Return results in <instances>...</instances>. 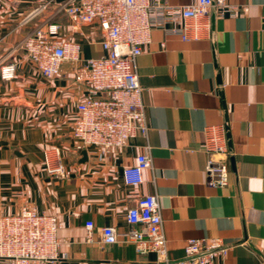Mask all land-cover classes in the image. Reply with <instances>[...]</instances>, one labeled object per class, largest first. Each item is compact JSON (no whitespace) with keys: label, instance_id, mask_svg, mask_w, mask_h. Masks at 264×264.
I'll list each match as a JSON object with an SVG mask.
<instances>
[{"label":"crops","instance_id":"obj_1","mask_svg":"<svg viewBox=\"0 0 264 264\" xmlns=\"http://www.w3.org/2000/svg\"><path fill=\"white\" fill-rule=\"evenodd\" d=\"M68 1L0 0V217L24 207L57 217L63 226L55 264H161L154 253L137 254L133 244L102 243L103 228L127 232L128 210L156 194L170 261L185 258L188 242L199 239L228 248L215 264H264V0H226L235 13L214 11L211 30L199 41L154 29L136 61L148 136L103 157L83 147L73 128L77 105L89 94L86 61L104 56L105 33L98 22L73 29L63 9ZM194 1L168 4L177 12ZM50 24L82 47V61L65 62L55 78L43 76L17 48ZM12 63L16 75L6 80L2 70ZM217 125L226 128L229 147L223 187L209 185L205 174L204 133ZM54 148L71 169L69 178L46 173L45 152ZM143 153L152 168L141 186H127L123 169Z\"/></svg>","mask_w":264,"mask_h":264},{"label":"built area","instance_id":"obj_2","mask_svg":"<svg viewBox=\"0 0 264 264\" xmlns=\"http://www.w3.org/2000/svg\"><path fill=\"white\" fill-rule=\"evenodd\" d=\"M46 6V5H45ZM72 28L98 22L105 33L101 58L89 59V94L77 105L78 117L73 137L83 147L100 150V156L123 148L138 135L147 138L149 126L142 100L143 87L136 71V61L151 43L154 29H163L180 36L182 41H199L211 30L214 11L220 15L234 14L236 8L226 0H195L174 12L168 0H70L63 6ZM171 26V27H170ZM62 26L50 24L26 36L17 48L43 76L61 75L67 61L81 62L82 47L77 42L60 37ZM17 65L9 64L2 77H15ZM203 150L208 155L205 169L208 184L223 187L228 184L229 147L224 125L205 129ZM149 153L138 156L134 166L123 169L127 186L144 183V171L152 168ZM46 173L56 179L72 175L58 148L45 152ZM129 229L119 233L115 227L102 229V243L114 245L122 241L133 244L137 254H156L161 264H215L225 256L220 240L207 242L191 239L185 258L170 261L163 220L156 194L140 197L127 212ZM62 223L57 217L40 214L24 207L18 214L0 217V259L10 264H55L61 261L59 231ZM94 223L88 222L87 240L93 241Z\"/></svg>","mask_w":264,"mask_h":264},{"label":"water","instance_id":"obj_3","mask_svg":"<svg viewBox=\"0 0 264 264\" xmlns=\"http://www.w3.org/2000/svg\"><path fill=\"white\" fill-rule=\"evenodd\" d=\"M82 156H83V159H82V163H84V162H87L88 161V156H87V152L84 150V151H82ZM62 264H69V263H67V262H62Z\"/></svg>","mask_w":264,"mask_h":264}]
</instances>
